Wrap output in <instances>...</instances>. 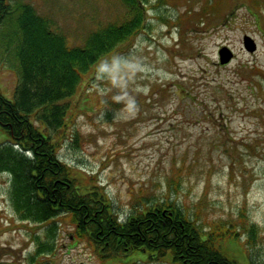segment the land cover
Masks as SVG:
<instances>
[{
  "label": "rangeland",
  "instance_id": "obj_1",
  "mask_svg": "<svg viewBox=\"0 0 264 264\" xmlns=\"http://www.w3.org/2000/svg\"><path fill=\"white\" fill-rule=\"evenodd\" d=\"M10 1L32 4L70 34L69 44L127 16L121 0ZM140 1L143 26L103 53L68 98L57 154L81 187L106 191L121 216L141 196L167 193L204 232H227L221 248L228 259L264 264V0ZM245 34L255 51L244 48ZM4 41L0 88L12 98L19 75ZM222 46L233 57L220 65ZM9 138L0 127V143ZM9 184L1 172L0 264H32L42 224L18 218ZM69 217L43 223L57 222V233L52 251L34 263L175 264L150 252L105 256L76 236Z\"/></svg>",
  "mask_w": 264,
  "mask_h": 264
},
{
  "label": "trees",
  "instance_id": "obj_2",
  "mask_svg": "<svg viewBox=\"0 0 264 264\" xmlns=\"http://www.w3.org/2000/svg\"><path fill=\"white\" fill-rule=\"evenodd\" d=\"M121 1L125 20L107 22L69 44L70 34L55 30L51 18L32 4L0 0V38L5 37L4 50L17 62L19 75L12 98L0 88V127L10 136L0 143V173L10 176L8 198L18 218L42 224L28 261L33 264L35 256L52 251L57 222L43 223L67 213L76 236L87 238L108 257L141 251L175 264H236L222 252L227 232H204L176 198L167 193L156 199L141 196L121 216L106 191L96 184L81 187L82 181L57 154L58 135L69 124L68 98L83 73L147 19L143 2Z\"/></svg>",
  "mask_w": 264,
  "mask_h": 264
},
{
  "label": "water",
  "instance_id": "obj_3",
  "mask_svg": "<svg viewBox=\"0 0 264 264\" xmlns=\"http://www.w3.org/2000/svg\"><path fill=\"white\" fill-rule=\"evenodd\" d=\"M243 46L248 51H254L256 49V42L253 39V37L245 34L243 35ZM219 59L220 62L225 63L230 60V58L233 56L232 50L227 46H222L219 51Z\"/></svg>",
  "mask_w": 264,
  "mask_h": 264
}]
</instances>
